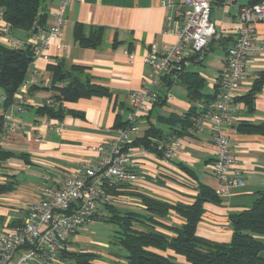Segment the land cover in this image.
Listing matches in <instances>:
<instances>
[{"label": "crops", "instance_id": "0c3cea01", "mask_svg": "<svg viewBox=\"0 0 264 264\" xmlns=\"http://www.w3.org/2000/svg\"><path fill=\"white\" fill-rule=\"evenodd\" d=\"M62 1L52 0L44 6L42 11L47 14V27L54 24L55 13ZM238 1L230 5L225 0L222 5L213 6L211 20L220 38L233 37L240 26L239 11L250 0L237 4ZM65 16L67 24L62 36L53 39L47 50L50 60L37 58L31 65L28 78L35 84L25 93V111L12 114L10 109L7 112L0 109V117L11 115L9 124L15 125L14 132L1 136L2 145L16 153H25L29 160L27 164L15 159L0 167V183L11 176H16L17 182L13 192L0 196V232L13 222L25 220L28 206L38 199L39 187L60 185L65 178L81 172L85 164L95 161L96 147L118 137L115 125L120 120H128L131 94L150 85L152 69L145 64V56L153 45L162 47L177 41L174 32H165L167 12L161 7L160 0H72ZM77 25L83 27L86 35L93 27H103L105 35L101 47H81L75 39ZM255 28L258 39L264 42V23L257 24ZM28 37L24 32L1 35L0 44L9 48L11 40L26 41ZM223 51V56L214 63L216 66H212L214 69L210 76L205 75L203 69L212 60L207 59L199 67L198 72L206 79L205 92L208 94L214 92L216 80L226 64L227 51ZM58 62L68 71L75 66L87 68L86 73L94 83L106 87L110 97H93L64 104L67 110L82 114V117L69 115L63 121H55L37 116L35 110L54 96V92L49 90L52 74L48 66ZM263 71L264 53L249 63L247 78L236 98L248 95ZM151 88L164 95L166 103L140 117L139 131L133 140L142 137L149 125H153L168 136L164 144L170 147L174 139L169 137L172 136L171 130L163 124V119L173 114L183 115L192 104L187 100L186 89L181 83L175 82L168 89L163 85ZM0 99H4L3 90L0 91ZM233 108L236 121L226 129L231 152L243 172V186L226 187L212 173L210 164L216 158V147L210 122L203 120L197 129L178 139L180 146L173 150L170 158L159 157L140 148L131 149V170L138 177L128 185L117 187L128 186L130 192L170 204L190 205L197 198L199 184L210 186L219 195L220 202H205L197 234L212 241L228 243L232 237L229 215L249 209L264 190V135L237 130L240 123L264 124V88L255 96L253 111L243 102L234 103ZM123 202L131 208L116 206V203L124 205ZM109 203L121 211L143 208L141 198L135 195L112 196ZM162 223L180 227L184 220L171 212ZM155 231L167 238L173 235L163 228ZM177 260L185 263L183 257H177Z\"/></svg>", "mask_w": 264, "mask_h": 264}, {"label": "built area", "instance_id": "2783aa9c", "mask_svg": "<svg viewBox=\"0 0 264 264\" xmlns=\"http://www.w3.org/2000/svg\"><path fill=\"white\" fill-rule=\"evenodd\" d=\"M212 2L160 0L167 12L165 32H174L177 41L162 47L153 45L145 56L152 77L149 86L131 94L129 125L118 130L115 140L96 147L95 161L85 164L81 172L65 178L60 185L45 184L38 188V199L28 206L25 220L0 232V264H58L59 254L71 237L98 213L103 203L112 200L108 190L137 179V174L131 170V154L130 150H125L126 146L139 131L140 117L151 112L158 103L159 95L151 87L162 86L168 77L176 82L178 75L185 71H198L210 52V42L220 38L211 20ZM71 3L72 0L62 1L52 26L42 28L35 23L33 28L37 31L28 40L13 39L9 48L29 45L35 59L49 61L47 50L53 39L62 36L67 24L66 9ZM238 21L240 26L228 47L226 64L215 83L218 86L215 99L197 119V127L203 120L210 122L216 147V158L210 169L226 187L244 185L243 172L231 152L226 127L236 121L233 105L237 91L247 78L249 63L264 53V42L258 39L255 28L264 23V0L241 7ZM1 35H12V26L0 11ZM34 84L35 81L27 77L14 96L12 114L25 111V93ZM47 104L53 105V99ZM4 118L2 135L14 132L15 125L9 124L12 116L5 114ZM179 146L178 139H174L170 147L161 143L158 149L164 151V157L170 158Z\"/></svg>", "mask_w": 264, "mask_h": 264}, {"label": "trees", "instance_id": "16d2710c", "mask_svg": "<svg viewBox=\"0 0 264 264\" xmlns=\"http://www.w3.org/2000/svg\"><path fill=\"white\" fill-rule=\"evenodd\" d=\"M52 0H0V11L4 19L12 26V33L24 32L29 37L37 30L34 24L46 28L47 14L42 10ZM225 0H213L214 5H222ZM261 0H250L249 4H256ZM105 29L93 27L89 35H86L81 25L75 28V39L83 48L98 49L104 41ZM28 37V38H29ZM232 37L213 39L210 42V50L215 43L224 50H228ZM117 41H115V44ZM35 61L31 46L11 49L0 44V88L4 92V99H0V109L7 112L14 103V96L28 77L31 65ZM203 65V64H202ZM48 70L52 74V82L49 90L54 92L51 98L53 105L45 103L35 110L37 116L46 117L48 120L63 121L65 117L83 116L71 110H67L64 104L76 102L80 99L93 97H110L106 87L94 83L86 73L87 68L75 66L68 71L61 62L50 64ZM181 83L187 92V100L192 104L191 108L183 115H170L163 119V124L171 130L172 139H179L197 129V119L204 114L207 105L215 99L218 86L214 92H205L206 79L198 72L188 70L178 75L177 81ZM175 81L170 77L164 80L163 86L168 89ZM264 88V71L259 74L248 95L235 98V103H245L250 111L254 109L255 96ZM158 103L154 106H162L166 103L165 96L158 94ZM202 105L201 107L198 105ZM5 118L0 117V135L4 131ZM129 121H119L115 125L117 130L125 129ZM237 130L249 134L264 135V124H237ZM164 132L149 125L142 137L132 140L125 150L140 148L147 152L164 156V151L158 146L166 142ZM20 159L29 163L25 153H16L0 145V167L11 160ZM16 176H11L5 182L0 183V196L13 192L17 186ZM197 198L193 204H170L156 198L128 191L126 187H115L108 190L110 196H138L141 198L143 208L121 211L112 203H103L108 213L106 223L118 227L117 235L112 242L126 254L115 253L117 259L123 263L113 264H264V243L260 237H264V190L253 202L249 209L231 213L229 221L232 229V237L228 243L212 241L197 234V226L204 213V204L207 201L220 202L217 192L210 186L199 184ZM137 194V195H136ZM171 212H175L184 223L180 227H171L164 223ZM99 219L98 215L92 220ZM21 223L13 222L9 226L16 227ZM163 228L173 235L167 238L155 231ZM78 233V232H76ZM68 241L59 254L62 262L70 264H97L96 262H108V259L93 251L70 250ZM119 250V251H120ZM177 257H183L185 263H180ZM112 261L108 262L111 263Z\"/></svg>", "mask_w": 264, "mask_h": 264}, {"label": "rangeland", "instance_id": "374dc122", "mask_svg": "<svg viewBox=\"0 0 264 264\" xmlns=\"http://www.w3.org/2000/svg\"><path fill=\"white\" fill-rule=\"evenodd\" d=\"M236 0H226V3H229L232 5ZM246 0H239L237 4L243 3ZM223 49L215 43L213 45L212 51L209 52L206 60L211 61L209 66L207 68H204V73L207 76H210L213 69L212 66H216L214 64L215 62H218L219 56H223ZM201 70V69H200ZM0 91L2 89L0 88ZM112 197V196H111ZM114 197V195H113ZM114 199V198H113ZM114 202V201H113ZM112 202V203H113ZM124 205H120L116 203V206L119 208H122V206L126 208H131V206H128L127 202H123ZM121 206V207H120ZM99 217L97 220H90L85 225H83L77 232L75 233L71 239L69 240L70 245L68 246V249L70 250H78V251H93L95 253H98L99 255L103 256L104 258L108 259V262L112 261L111 263L108 262H96L97 264H113V262L117 263V259L115 260V253L119 252L122 255L126 254L125 250H120V247H116L112 244L114 242V239L117 235L118 227L106 223L104 219H107L109 213L103 208L100 207L98 213L95 215ZM264 243V237H260ZM120 250V251H119ZM110 259V260H109ZM179 262V261H178ZM118 263H123L118 261ZM58 264H70L68 262H62V260H58Z\"/></svg>", "mask_w": 264, "mask_h": 264}]
</instances>
